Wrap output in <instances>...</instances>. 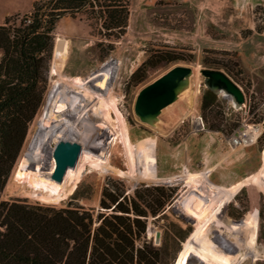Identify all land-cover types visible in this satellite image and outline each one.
Listing matches in <instances>:
<instances>
[{
    "label": "rangeland",
    "instance_id": "rangeland-1",
    "mask_svg": "<svg viewBox=\"0 0 264 264\" xmlns=\"http://www.w3.org/2000/svg\"><path fill=\"white\" fill-rule=\"evenodd\" d=\"M127 1L128 23L119 37L108 36L109 30L103 22L94 19L88 10L66 14L57 21L54 30L53 53L57 36L61 34L69 40L63 73L72 77H87L86 80L91 74L95 77L92 76L94 79L85 83V90L81 89L84 94L80 92L78 99L74 96L68 102L78 103L82 98L80 109L83 108L84 117L78 120L72 116L64 117L69 119L68 124L74 123L78 127H88V123H93L100 134L99 140L105 142L104 148L92 149L84 147L80 142L82 149L74 167L83 155L84 148L85 157H82L79 168L73 170L75 190L57 203L43 202L25 195L20 190V184L13 179L17 163L35 134L36 121L46 106L47 96L56 79L55 75L50 74V62L43 102L28 126L0 200L19 198L55 207L81 204L101 208V196L107 183L124 186L127 194H134L135 188L142 184L176 186L177 196L166 206L165 211L157 216L149 214L148 239L155 245H162L169 223L174 222L182 228H191L190 234L181 242V247L196 229L198 220L218 208L217 218L212 219L207 228V237L216 249L230 257V264H264L262 257H248L239 263L231 259L240 251L251 252L248 241L253 232L254 221L257 228L255 248L264 251V190L253 184H244L231 194H227L224 189L254 173L262 165L264 0ZM33 2L34 0H0V24H4L7 18L11 23L19 24L22 18L30 15ZM178 64L189 65L192 69L199 66L200 75L196 76L192 72L182 87H188L189 92L174 105L171 106L170 103L162 108V112L152 119L154 125L151 121H143L135 112L139 92ZM204 67L228 73L244 91V103L238 106L226 93L210 90L201 73ZM95 71L100 72L95 74ZM106 72L109 76L106 83L101 84ZM192 92L193 98L190 96ZM110 96L116 98L120 116L114 109L109 112ZM188 110L196 113L198 121L203 125L202 129L197 126V119L193 114L182 120ZM73 114L75 111H72ZM121 121H125L133 143L156 137L157 181H145L138 174L132 178L129 176L130 163L122 151L120 137L113 139L118 134ZM248 125L262 128L260 136L253 143L234 145L233 135L239 129L246 130ZM61 127L44 146V162L39 168L43 175H49L50 152L56 143L61 139H75V136L65 131V124ZM103 160H108V164L123 172L106 170L105 164L101 163ZM137 165L136 171H139V164ZM27 167L32 172L38 171L33 163H29ZM187 170H208L206 181L198 187L185 186ZM186 194L199 197L200 200L197 201L200 207L193 206ZM186 204L194 208L197 215L188 212ZM251 214L255 219L250 218ZM228 223L231 228L226 227ZM149 231L151 237H148ZM157 232L161 236L156 242ZM173 248V241H169V250ZM187 264L210 263L191 254Z\"/></svg>",
    "mask_w": 264,
    "mask_h": 264
},
{
    "label": "trees",
    "instance_id": "trees-1",
    "mask_svg": "<svg viewBox=\"0 0 264 264\" xmlns=\"http://www.w3.org/2000/svg\"><path fill=\"white\" fill-rule=\"evenodd\" d=\"M84 10L103 22L108 36L124 33L127 0H34L19 24L9 18L0 24V197L44 99L56 23ZM177 191L142 184L127 194L124 186L107 183L101 208L0 200V264H172L191 228L170 222L158 246L147 227L149 214L163 213Z\"/></svg>",
    "mask_w": 264,
    "mask_h": 264
},
{
    "label": "bare ground",
    "instance_id": "bare-ground-1",
    "mask_svg": "<svg viewBox=\"0 0 264 264\" xmlns=\"http://www.w3.org/2000/svg\"><path fill=\"white\" fill-rule=\"evenodd\" d=\"M56 40H60L61 44L60 46L56 47L55 54L52 57L51 67H50V74L55 75L56 79L53 80L54 81L53 87L47 96L46 106L44 107V110L42 114L40 115L39 119L36 121V127L34 130L35 134L34 136L32 135L33 137L31 139V142L26 148L27 149L26 152L22 155V157L18 161L15 171L13 173V179L16 180L20 184V190L23 191L25 195H28L30 197H33L43 202H50V203H57L61 201L62 199L66 198L69 194H71L75 190L76 181H73V177H74L73 170L74 168L76 169L79 168L80 161L82 160V157L84 156V152H85V148H84L82 151L83 155H81V158L78 161L76 167H73V168L69 167L66 170L63 176V179L61 181H56L50 177V174L53 172L54 167H55V160L52 155L53 150H51L50 160H49L50 172H49V175H43L42 173H40L39 168L44 162V155H45L43 153L44 146H46V143L53 136L54 132L58 131L60 128H62L61 126L65 124V128H64L65 131L75 136L74 137L75 139H72V140L81 142L84 147H89L92 149H99V148H104L105 146V142L99 140L100 134L98 132V129L94 126L93 123H91L90 125L88 123V127L87 126L78 127L74 123L68 124L67 121L69 119H66V117H64V116H67V117L72 116L75 120H78L84 117L85 112L83 108L80 109V106L82 105L81 102L83 101L82 98L79 99L78 103L72 102L71 104H69L68 102L73 100L74 98L72 99V97L74 96L76 99H78V94L82 92L81 89L85 90V86H84L85 83L88 80H91L94 76L91 74L88 80H86L87 77L82 78L79 76L72 77V76L65 75L63 73V69H64V66L67 60V50L69 47V40L61 34L60 36H57ZM100 71L98 72L95 71V74L99 73ZM193 74L196 76L200 75L199 66L194 67ZM108 76L109 75L107 72L104 73L105 78L104 80L101 81V84L106 83ZM187 92H189L188 87L182 88L178 93L177 99L171 103V106L174 105V103H176ZM190 96L193 98L194 92L190 93ZM108 106H109L108 107L109 112L114 109L117 112L118 116L121 115L118 110L117 100L115 97L110 96L108 100ZM72 111H75V114L72 115ZM190 114H193L194 118L196 119L198 118L196 113H194V111L188 110V112H186L184 116L182 117V120L185 119ZM85 118L87 119V117ZM121 122H122L121 125L120 124H119L120 126L118 125V134L113 139L115 140L117 137H120V140L122 143V151L128 158L129 160L128 162L130 163L129 164L130 170L128 173L129 176L131 175V178H132L133 176L138 174L141 178L145 179V181L146 180L147 181H155V180L157 181L159 179V176L157 175V169H156V162H157V158L155 155L156 137L146 138L144 140L141 139L137 143H133L130 139V135L128 132L127 125L125 124V121H121ZM151 123L154 125V121L151 120ZM196 123H197V126L200 129H202L203 125L201 122L198 121V119L196 120ZM246 127L247 129L246 128L245 129H246L248 136L244 139V142H242L241 146L245 143L250 144V143L255 142L257 138L260 136V134L262 133V128L258 126L248 125ZM72 135H70V137ZM262 159H263L262 161L260 160V162H262V165L257 171H255L254 173L250 172L251 174L244 177L239 182L231 185L228 188H224L226 189L227 194L236 192L244 184H253V185H256V187L262 188L264 190V146H263V151H262ZM29 163L35 164L38 167V171L32 172L31 170H29L27 167ZM101 163L105 164L106 170H112L115 172L116 171L123 172L111 166L110 164H108V160H105V161L103 160L101 161ZM137 164H139V167H140L139 171H136L137 170L136 167L138 166ZM207 173H208V170H200V171L187 170L185 172V175H186L185 186L198 187L201 183L206 181ZM186 198L187 199L189 198L193 206L198 207V208L200 207V203L197 201L199 197L195 195L186 194ZM218 205L220 206V204ZM185 208L191 214L197 215L195 209L190 208L188 204L185 205ZM217 214H218V208L215 210H212L202 220H198L196 229L188 237V239L184 242L173 264H187L191 254L197 255L201 260L208 262L210 264H230L229 263L230 257H227L221 254L218 251V249H216L215 245L211 242V240L208 239L207 237L208 223L210 221H213L212 219L217 218ZM250 218L255 219V216L251 214ZM219 221H220L219 223H221V219H219ZM226 227L231 228L232 226L230 223H228L226 224ZM256 229H257L256 222L254 221L253 232L250 233L251 235L249 236V241H248L252 249L251 252L250 251L249 252L240 251L235 257L231 258L232 260L239 263L240 261L248 257H251L253 259H256L259 257L264 258V251H261L258 247H256L258 249L255 248Z\"/></svg>",
    "mask_w": 264,
    "mask_h": 264
},
{
    "label": "water",
    "instance_id": "water-1",
    "mask_svg": "<svg viewBox=\"0 0 264 264\" xmlns=\"http://www.w3.org/2000/svg\"><path fill=\"white\" fill-rule=\"evenodd\" d=\"M60 44V40H56L55 50ZM54 54L55 52L53 56ZM192 72L193 69L189 65L178 64L171 67L142 88L136 99L135 112L143 121H151L160 113L162 108L176 100L179 90L186 84L187 78ZM201 73L205 77V84L210 90L226 93L238 106L244 103V91L228 73L221 69L206 67L201 69ZM81 149L82 144L79 141L59 140L52 151L55 167L50 177L56 181H61L66 170L75 166ZM160 236V232H157L156 242ZM148 237H151V231L148 232Z\"/></svg>",
    "mask_w": 264,
    "mask_h": 264
},
{
    "label": "built area",
    "instance_id": "built-area-1",
    "mask_svg": "<svg viewBox=\"0 0 264 264\" xmlns=\"http://www.w3.org/2000/svg\"><path fill=\"white\" fill-rule=\"evenodd\" d=\"M248 136L246 130L239 129L232 137V142L234 145H241L244 139ZM246 144V143H245Z\"/></svg>",
    "mask_w": 264,
    "mask_h": 264
}]
</instances>
